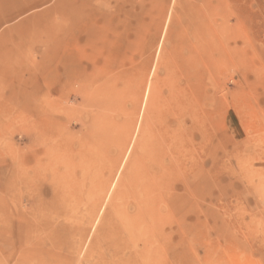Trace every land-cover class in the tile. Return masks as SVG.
I'll use <instances>...</instances> for the list:
<instances>
[{
	"label": "rangeland",
	"instance_id": "374dc122",
	"mask_svg": "<svg viewBox=\"0 0 264 264\" xmlns=\"http://www.w3.org/2000/svg\"><path fill=\"white\" fill-rule=\"evenodd\" d=\"M0 228V264H264V0H0Z\"/></svg>",
	"mask_w": 264,
	"mask_h": 264
},
{
	"label": "bare ground",
	"instance_id": "6f19581e",
	"mask_svg": "<svg viewBox=\"0 0 264 264\" xmlns=\"http://www.w3.org/2000/svg\"><path fill=\"white\" fill-rule=\"evenodd\" d=\"M194 24H195V23H194ZM43 104H44V103H43ZM38 106L41 107V105H38ZM30 107H32V106H30ZM34 107H35V109L37 108L36 106H34ZM30 110H31V109H30ZM38 110H40V109H38ZM42 110H43V109H42ZM42 110H40V111H42ZM45 110H46V109H45ZM26 111H27V109H26ZM28 111H29V109H28ZM28 111H27V112H28ZM40 111H39V112H40ZM46 111H47V110H46ZM48 111H49V110H48ZM39 112H38V113H39ZM49 113H50V112H49ZM30 114H31V113H30ZM36 114H37V113H36ZM42 114H43V111H42ZM53 114H54V113H53ZM39 115H41V114L39 113ZM54 115H55V114H54ZM24 124H26V123H24ZM50 126H51V125H50ZM47 127H49V125H48ZM54 127H55V126H54ZM53 129H54V128H53ZM53 129H52V131H53ZM49 131H51V128H50ZM49 131H46V132H49ZM52 131H51V132H52ZM55 132H56V130L53 131V133H55ZM56 134H57V133H56ZM48 136H49V135H48ZM50 137H51V139H50ZM50 137H48L49 140H52V138H53L52 135H51ZM34 139H35V138H34ZM54 139H55V138H53V140H54ZM41 142H42V141H41ZM48 142H50V141H48ZM53 143H54V142H52L51 145H54ZM44 144H46V143H44ZM124 144H125V141H124V139H123L122 141H120V145H119L120 152H123ZM51 145L49 144V146H51ZM37 146H39V145H37ZM40 146H42V144H40ZM55 146H56V145H55ZM55 149H56V148H55ZM48 150H49V149H48ZM53 150H54V149H53ZM62 150H63V149H62ZM50 151H51V150H50ZM55 151H58V150L56 149V150H54V152H55ZM59 151H60V150H59ZM43 152H44V151H43ZM60 152H61V151H60ZM118 152H119V151H118ZM48 153H50V152L48 151ZM48 153H47V154H48ZM56 153H57V152H56ZM58 153H59V152H58ZM43 154H44V153H43ZM43 154H42V155H43ZM59 154H60V153H59ZM48 155H49V154H48ZM57 155H58V154H57ZM61 155H62V153H61ZM43 156H44V155H43ZM50 157H51V156H50ZM50 157H48V158L50 159ZM61 158H62V157H61ZM51 162H52V160H51ZM8 163H9V162H8ZM109 163H110V161H109ZM35 164H36V163H35ZM60 164H61V163H60ZM111 165L114 166V164H111ZM63 166H64V165H63ZM106 166H107V165H106ZM41 167H42V166H41ZM111 167H112V166H110V168H111ZM18 169H19V168H18ZM133 169H134V168H133ZM110 170H112V169H110ZM110 170H109V171H110ZM126 170H127V169H126ZM156 171H157V170H156ZM122 173H123V172H122ZM132 173H133V171H132ZM16 174H17L16 171L13 172L12 177H11V179L9 180V183H10L11 186H13V185L15 184V181H14L15 178H14V176H16ZM133 174H134V173H133ZM152 174H153V173H152ZM36 175H37V173H36ZM38 175H40V174L38 173ZM97 175H98V174H97ZM124 175H125V171H124ZM21 176H22V175H21ZM41 177H42V176H41ZM84 177H86V175H85ZM99 177H100V176H99ZM123 177H124V176H123ZM30 178H31V177H30ZM100 178H101V177H100ZM107 178H108V177H107ZM154 178H155V177H154ZM32 179H33V178H32ZM43 179H46V175L43 176ZM82 179H83V178H82ZM97 179H98V178H97ZM102 179L104 180L105 177H104V178L102 177ZM125 179H126V177H125ZM103 180H102V181H103ZM123 180H124V179H123ZM131 180H132V179H131ZM35 181H36V180H35ZM93 181H94V180H93ZM98 181H99V183H100V180H98ZM104 181H105V180H104ZM104 181H103V184H104ZM110 181H112V180H110ZM140 181H141V180H140ZM143 181H145L144 188H143V189H144L143 192H144V196H145V198H144V201H141V202H142V206H141V203L138 205V206H139L138 209L140 210V212L143 211V207H144V206H143V202L145 203L146 199H148L149 197L152 196V194H153L152 191H153V190H152L151 187L153 186L152 184H154V182H155L154 179H153L152 177H149V176L146 178V180L144 179ZM43 182H44V181H43ZM36 183H37V182H36ZM76 183H77V182H76ZM97 183H98V182H97ZM99 183H98V186H99ZM108 183H109V182H108ZM141 183H142V182H141ZM95 184H96V181H95ZM117 184H118V183H117ZM93 185H94V183H93ZM96 185H97V184H96ZM107 185H109V184H107ZM39 186H40V185H39ZM75 186H76V185H75ZM98 186H96V187L98 188ZM109 186H110V185H109ZM154 186H155V184H154ZM96 187H95V189H97ZM100 187H101V185H100ZM119 187H120V186H119ZM104 188H105V186H104ZM139 188H142V186H139ZM98 189H99V188H98ZM98 189H97V190H98ZM135 189H136V188H135ZM53 190H54V189H53ZM93 190H94V188H93ZM121 190H122V189H121ZM89 191L91 192V190H89ZM94 191L96 192V190H94ZM14 192H15V191H14ZM90 192H89V193H90ZM97 192H98V191H97ZM103 192H104V191H103ZM112 192H113V191H112ZM89 193L87 192V194H89ZM93 193H94V192H93ZM100 193H101V192H100ZM127 193H128V192H127ZM40 194H41V193H40ZM95 194H96V193H95ZM119 194H120V192H119ZM90 195H91V194H90ZM125 195H126V194H125ZM87 196H88V195H87ZM40 197H41V195H40ZM101 197H102V196H101ZM103 197H104V196H103ZM92 198H93V197H92ZM98 198H99V197H98ZM173 198H174V197H173ZM94 200H95V199H94ZM96 200H97V199H96ZM136 200H137V199H136ZM93 202H94V201H93ZM96 202H97V201H96ZM96 202H95V203H96ZM50 204H52V203H50ZM50 204H48V206H49ZM91 204H92V203H91ZM91 204H90V205H91ZM90 205H89V203H88V206H90ZM96 205H97V203H96L95 205H94V204L92 205V206H94L93 209H95V206H96ZM51 207H52V206H51ZM106 207H107V206H106ZM114 207H115V206H114ZM15 208H16L15 210L18 212V213H17L18 215H17V217H16V223H17V228H18V229H17V230H18V234H20V233L23 232V231H22L23 229H24V231H25V226H23V219H22V216H21V212H22L23 210H21L20 208H17V207H15ZM101 208H102V207H101ZM112 208H113V207H112ZM132 208H133V207H132ZM135 208H136V207H135ZM84 209H85V208H84ZM89 209H90V208H89ZM97 209H98V207H97ZM107 209H108V207H107ZM38 210H39V208H38ZM42 210H44V208H43ZM42 210H39V211H40V214H43V215H44L45 211H42ZM91 210H92V209H91ZM91 210H89V211H91ZM98 210H99V209H98ZM110 210H111V209H110ZM113 210H114V208H113ZM144 210H145V209H144ZM96 211H97V210H96ZM96 211H95V212H96ZM99 211H100V210H99ZM41 212H44V213H41ZM114 212H115V213L117 212L116 208H115ZM114 212H113V213H114ZM143 212L146 213V211H143ZM103 213H104V212H103ZM141 213H142V212H141ZM119 214H120V213H119ZM43 215H42V216H43ZM102 215H103V214H102ZM107 215H109V214H107ZM107 215H106V216H107ZM123 215H124V214H123ZM46 216H47V215L45 214L44 217H46ZM140 216H141V215H140ZM89 218L91 219V220H90V224L93 223L94 220H95V218H96V214L92 211L91 214H90V217H89ZM103 218H104V217H102V216L98 218L99 225H100V223H101V222H100L101 219H103ZM104 219H105V218H104ZM106 219H107V218H106ZM138 219H139V218H138ZM137 221H138V220H137ZM143 222H144V221H143ZM128 223H129V221H128ZM140 224H141L140 222H137L135 225L140 229ZM91 225H92V224H91ZM97 225H98V224H97ZM99 225H98V227H99ZM77 226H78V225H77ZM133 226H134V225H132V223H131V224H130V227H129V228H130V232H131V227H133ZM79 227H80V226H79ZM86 227H87V226H86ZM91 227H92V226H90V228H91ZM98 227L95 226V231L97 230L96 228H98ZM0 229H2V228H0ZM77 229H79V228H77ZM83 229H84V228H83ZM83 229H79V230L82 232V234L80 233V235H79L80 237H78V240H79V239H80V240L83 239L82 242L84 243V242H85L84 239H85V234H86V233L84 234V231H85V230L83 231ZM85 229H87V228H85ZM142 229H143V226H142ZM2 230H3V229H2ZM125 230H126V229H125ZM80 231H79V232H80ZM132 231H133V230H132ZM3 232H4V231H3ZM9 233H10V232H9ZM25 233H26V231H25ZM31 233H32V232H31ZM0 237H1V236H0ZM8 237H9V236H8ZM19 237H20V236H19ZM2 238H3V241H5V240H4L5 237H2ZM30 239H31V238H30ZM7 240L10 241L9 239H7ZM18 240H19V238H18ZM8 241H7V242H8ZM94 241H95V238L92 240V242L90 241V242H91L90 244L93 245ZM135 241H136V240H135ZM0 242H1V241H0ZM10 242H11V241H10ZM122 242H123V240H122ZM91 245H90V246H91ZM119 245H120V244H119ZM1 246H2V245H1ZM90 246H89V247H90ZM148 246H149V245H148ZM47 247H48V246H47ZM89 247H88L87 249H89ZM91 247H92V246H91ZM51 248H52V247H51ZM90 249H91V248H90ZM90 249H89V250H90ZM147 251H148V250H147ZM114 255H116V254L114 253ZM13 257H14V256H13ZM114 258H115V257H114ZM143 263H144V262H143ZM119 264H120V263H119Z\"/></svg>",
	"mask_w": 264,
	"mask_h": 264
}]
</instances>
